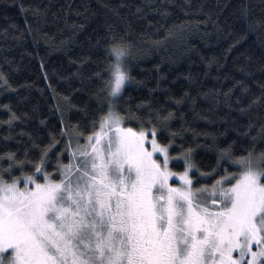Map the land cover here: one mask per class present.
Instances as JSON below:
<instances>
[{"label":"trees","instance_id":"trees-1","mask_svg":"<svg viewBox=\"0 0 264 264\" xmlns=\"http://www.w3.org/2000/svg\"><path fill=\"white\" fill-rule=\"evenodd\" d=\"M111 115L208 199L264 170V0H0V181L60 180Z\"/></svg>","mask_w":264,"mask_h":264},{"label":"rangeland","instance_id":"rangeland-1","mask_svg":"<svg viewBox=\"0 0 264 264\" xmlns=\"http://www.w3.org/2000/svg\"><path fill=\"white\" fill-rule=\"evenodd\" d=\"M127 81L118 64L113 93ZM107 120L82 165L73 154L60 180L39 171L0 181V264H56L59 255L69 264H132L141 214L161 220L166 264H264L263 169L208 199L188 169L171 168L154 133Z\"/></svg>","mask_w":264,"mask_h":264},{"label":"flooded vegetation","instance_id":"flooded-vegetation-1","mask_svg":"<svg viewBox=\"0 0 264 264\" xmlns=\"http://www.w3.org/2000/svg\"><path fill=\"white\" fill-rule=\"evenodd\" d=\"M139 210L141 207L138 208ZM142 219V226L144 227L143 234L135 238L132 235V242L135 243V248L137 256L132 264H166V260L163 255L165 247L164 238L162 236L163 231L161 227V220L158 221L157 216L151 220L145 219L144 215H140ZM126 231H122L125 237H128V234H125ZM132 244V243H131ZM166 256V255H165ZM69 258V257H68ZM69 264L68 259L59 255V261L56 264ZM183 263V262H182ZM184 264H189L184 261Z\"/></svg>","mask_w":264,"mask_h":264}]
</instances>
